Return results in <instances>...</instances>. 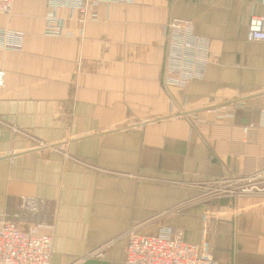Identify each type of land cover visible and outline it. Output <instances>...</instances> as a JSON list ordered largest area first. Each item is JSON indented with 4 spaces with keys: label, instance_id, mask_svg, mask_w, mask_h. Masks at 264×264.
Listing matches in <instances>:
<instances>
[{
    "label": "crops",
    "instance_id": "1",
    "mask_svg": "<svg viewBox=\"0 0 264 264\" xmlns=\"http://www.w3.org/2000/svg\"><path fill=\"white\" fill-rule=\"evenodd\" d=\"M46 10L44 0H14L0 13V29L22 37L20 49L0 48L7 217L49 231L50 264H122L129 232L162 227L217 264H264V194L202 191L264 171V43L246 39L264 0H133L84 16L63 8L70 35L58 37L43 34ZM171 18L210 40L204 80L184 88L162 84ZM215 102L227 103L204 108ZM30 197L34 210H21Z\"/></svg>",
    "mask_w": 264,
    "mask_h": 264
},
{
    "label": "built area",
    "instance_id": "2",
    "mask_svg": "<svg viewBox=\"0 0 264 264\" xmlns=\"http://www.w3.org/2000/svg\"><path fill=\"white\" fill-rule=\"evenodd\" d=\"M14 0H0V13L8 14ZM133 0H44L46 14L43 34L47 37L69 36L64 29L60 9L86 14L88 6L97 8L100 3H131ZM96 18L95 13L90 14ZM165 42L164 87L184 88L188 82L201 81L211 61L208 38L194 32L193 25L185 19H170L162 25ZM246 39L264 43V16L251 15ZM22 37L12 31L0 29V48L18 50ZM5 72L0 69V89L4 86ZM252 127L243 128L248 132ZM249 193L264 194V171L247 179ZM34 197L23 200L21 210H34ZM52 236L42 224L36 223L22 229L7 217L0 208V264H50ZM122 264H217L210 253L201 252L196 244L185 242L172 228H162L155 236L128 233Z\"/></svg>",
    "mask_w": 264,
    "mask_h": 264
},
{
    "label": "rangeland",
    "instance_id": "3",
    "mask_svg": "<svg viewBox=\"0 0 264 264\" xmlns=\"http://www.w3.org/2000/svg\"><path fill=\"white\" fill-rule=\"evenodd\" d=\"M173 19V18H171ZM177 19V18H176ZM189 21V20H188ZM166 23V22H165ZM210 41V40H209ZM164 59H165V55H164ZM211 62V61H210ZM164 74V72H163ZM204 80V79H203ZM202 81V80H201ZM194 82V81H193ZM198 82V81H195ZM162 84L164 86L163 83V77H162ZM188 84V83H187ZM186 84V85H187ZM185 85V86H186ZM185 112V110H176L173 112V110H170L168 114H174L173 116H176L175 113H183ZM172 116V117H173ZM181 116V115H180ZM144 123H148V122H144ZM44 143L37 141L34 147H39L42 148L44 147ZM55 151H58L57 149H54ZM263 171L257 172V173H262ZM254 174L248 175V176H241V177H230L228 179H224V180H220L217 181V184L215 183H210L207 182L206 184H204V188H203V195L207 196V198H219V197H224V196H236V197H241V196H245V195H249L252 193H249L250 190V185L247 181V179L251 178V176H253ZM259 194V193H258ZM162 228H166V227H162ZM161 228V229H162ZM171 228V227H169ZM159 229V231L161 230ZM173 230V229H172ZM158 231V232H159ZM157 232V233H158ZM129 233H134V234H138L136 232H129ZM174 235H178L179 233L174 232ZM128 235V234H127ZM182 237V236H181ZM186 242V241H185ZM200 249V246L197 245ZM201 252H203L202 249H200ZM205 252V251H204ZM210 255L212 256V254L210 253ZM213 258V256H212ZM214 259V258H213ZM215 260V259H214ZM216 262V260H215ZM217 263V262H216Z\"/></svg>",
    "mask_w": 264,
    "mask_h": 264
},
{
    "label": "water",
    "instance_id": "4",
    "mask_svg": "<svg viewBox=\"0 0 264 264\" xmlns=\"http://www.w3.org/2000/svg\"><path fill=\"white\" fill-rule=\"evenodd\" d=\"M225 103H227V102H215V103H213V104H209V105H206L204 108L205 109H212V108H215V107H217V106H220V105H223V104H225ZM127 126H130V124H125V125H121V126H118L117 128H115L114 130H111V131H115V130H120V129H122V128H125V127H127ZM107 131H103V132H101V133H106ZM84 137H87V136H84ZM77 139H80V138H76V140ZM13 156V155H12Z\"/></svg>",
    "mask_w": 264,
    "mask_h": 264
},
{
    "label": "bare ground",
    "instance_id": "5",
    "mask_svg": "<svg viewBox=\"0 0 264 264\" xmlns=\"http://www.w3.org/2000/svg\"><path fill=\"white\" fill-rule=\"evenodd\" d=\"M4 14V13H3Z\"/></svg>",
    "mask_w": 264,
    "mask_h": 264
}]
</instances>
